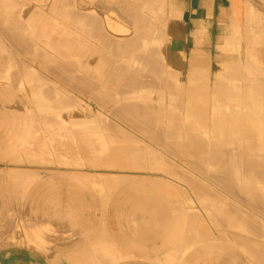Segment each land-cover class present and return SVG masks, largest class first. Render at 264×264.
<instances>
[{
	"label": "crops",
	"instance_id": "1",
	"mask_svg": "<svg viewBox=\"0 0 264 264\" xmlns=\"http://www.w3.org/2000/svg\"><path fill=\"white\" fill-rule=\"evenodd\" d=\"M0 16V28L3 29H0V68L11 65L13 72L21 65V68L36 73L34 75L44 83L61 88L62 95H57L64 96L68 93L66 96H72V100L83 106L82 103L90 101L86 103L89 113L91 111V114L111 116L113 132L118 129L117 135L131 139L127 143V139L125 141L121 137V141H125H122L124 145L122 146V142L120 146L117 144L123 149L127 145L124 153L122 148V151L119 149L118 157L122 156L119 159L125 162L128 158L130 165L127 161L120 169L108 172L72 168L75 165L60 163L58 160L60 157L68 159L67 155L53 151L41 162L35 158L31 160V155L21 162L12 161L16 156L11 155L14 154V149L35 135L37 113L27 89L23 90L15 84L0 80V264H259V254L262 252L254 255L247 247L248 253L239 246L243 244L240 240L243 233L238 229L240 226L237 224V227L234 226L235 230H229L224 225L227 222L223 214L217 215L220 219L214 216L215 208L216 213H222L225 207L220 206L223 200L220 205H214L219 202V198L217 197L218 201L214 200L212 191L218 192L215 196L221 197L224 194V202L231 204L232 200L234 206L231 204L230 207L234 209L225 202L228 210H235L232 215L234 213V216L240 217L243 213L242 218L235 220L237 223L243 224L244 221L240 220L243 218L245 224L254 223L255 220L247 219L249 213L250 219L257 217L259 220L256 221L264 225V213L260 211L261 208L264 209V185L259 186L262 190L256 186L258 182L264 184L263 172L260 173L262 168L264 171V0H1ZM141 20L143 23H139ZM6 56L10 59H6ZM36 57H39L38 60ZM248 64L255 67L252 77H247L245 73ZM117 65H120L125 75ZM106 66H109V70ZM98 68L107 69L103 73L108 75L104 76L100 71V74H92ZM112 68L122 75L115 73ZM111 70L114 71L112 75ZM165 70H170V74L164 75ZM74 71L81 74L80 77ZM89 72L90 76L87 75ZM96 87L98 89L95 92ZM218 87H223L225 91L236 87L237 92L234 93H238V97H233V92L227 90L225 95L228 96L229 92V96L232 95L230 99L234 98L232 101L223 95L224 90L221 89L218 97L220 93L223 98L225 96L226 99L221 98L223 102L217 95L213 96ZM101 90L103 93H99ZM87 91L98 93L93 95ZM247 94L253 99L247 98ZM102 96L111 97L114 107L113 109L111 105V112H99V106L93 98ZM117 98L120 100L117 101ZM137 98L142 100L138 101ZM135 99L145 107L152 104L150 106L153 108L150 107V110L148 107V111L154 110L151 118L156 116L155 121L154 118L149 119L151 113L145 112L147 109L139 106ZM122 102L128 104L129 108L122 106ZM213 102L215 110L208 108ZM130 103L136 105L137 109H134L135 106L131 108ZM141 108L145 109L142 111L146 115H142L144 112L141 113ZM139 110L142 121L137 119ZM121 111L124 114L121 115ZM224 113L235 115L233 117L237 115L238 119L240 117L241 122L238 119L235 121L240 123L237 122L236 126L240 125L241 130L237 127L238 131L234 130L239 134L232 131L235 126L231 121L233 117H230L229 122L234 125H228V121H225L226 124L222 122L225 117L228 118ZM134 115L137 121L131 123L133 128L128 120L132 117L135 120ZM246 116L248 123L244 119ZM250 119L258 120V124L262 126L257 125L255 120L249 122L252 121ZM148 120H152L151 125H148L150 122L145 124ZM139 121L138 126L141 128L138 127L137 130L135 123L139 124ZM220 122L222 126H227L225 130L233 127L225 132L221 130L223 127ZM192 132H196V135L193 133V136ZM224 132L230 133L227 134L228 137L236 134L232 138L236 141H229L232 136L225 138ZM259 134L262 135L261 138ZM246 135L247 140H244ZM119 138L116 136V142L120 141ZM134 138H137L139 144ZM223 140L229 142L225 143ZM135 143L138 155L135 154L136 150L132 151ZM223 144L232 145V148ZM211 145L213 148L219 147L212 149ZM31 147H36L35 142H32ZM225 149L230 150L226 153ZM146 150L154 151V154L148 155L150 152L147 153ZM213 153L222 156L216 157ZM115 159L111 165L122 162L117 163L119 159ZM250 161H254V164L248 163ZM213 162L219 163L218 168L217 163ZM84 163L90 162L81 160L77 165ZM246 163L251 167L247 168ZM225 164L231 167V179L227 173L230 168L224 167L227 166ZM243 165H246V169ZM256 167L261 169L254 170L257 172L255 174L253 168ZM213 169L219 172H211ZM96 175L111 180L108 188L95 180ZM28 177L30 182L21 189L17 181ZM216 177L220 181L217 182ZM232 177L236 182L234 187L229 186L234 183ZM193 178L196 185L194 181H190ZM221 178L226 180H223V188ZM228 180L233 182L230 181L229 184ZM200 183L203 186L199 185V188L197 184ZM191 187L196 188L193 189L195 191ZM201 188L203 189L200 190ZM205 190L209 191L207 195L209 193L211 197L205 195ZM194 194L197 195L194 197ZM254 195L259 200L252 198ZM205 196L209 200L211 198L214 204H209L212 200L207 202ZM245 197L255 201L254 205L251 201L252 204H248ZM245 201H248L247 204ZM259 201L263 203L260 204ZM206 213L215 218L212 220L213 224L215 221L219 223L211 225V219L208 221ZM255 225L260 224L254 223L252 227L255 228ZM207 231L209 233L206 234ZM225 231L231 232L230 235ZM260 242L264 243V235L252 237L248 244L253 249ZM251 256H255L254 259ZM262 258L264 259L263 255Z\"/></svg>",
	"mask_w": 264,
	"mask_h": 264
},
{
	"label": "bare ground",
	"instance_id": "2",
	"mask_svg": "<svg viewBox=\"0 0 264 264\" xmlns=\"http://www.w3.org/2000/svg\"><path fill=\"white\" fill-rule=\"evenodd\" d=\"M0 1H1V0H0ZM77 10H78V9H77ZM80 11H81V10H80ZM81 13H82V12H81ZM90 13H91V12H90ZM77 15H78V14H77ZM1 16H3V15H1ZM1 16H0V17H1ZM5 16H6V15H5ZM7 16H8V15H7ZM3 17H4V16H3ZM80 17H81V16H80ZM80 17H79V18H80ZM92 17H93V16H92ZM1 18H2V17H1ZM85 18H86V17H85ZM85 18H84V19H85ZM93 20H94V19H93ZM1 21H2V20H1ZM90 21H91V20H90ZM95 21H96V20H95ZM146 21H147V20H146ZM140 22H142V20L139 21V23H140ZM43 23H44V22H43ZM48 23H49V22H48ZM89 23H90V22H89ZM95 23H96V22H95ZM129 23H130V22H129ZM142 23H143V22H142ZM152 23H153V22H152ZM15 24H16V23H15ZM84 24H85V23H84ZM91 24H92V23H91ZM137 24H138V23H137ZM144 24H145V23H144ZM132 25L134 26V24H132ZM141 25H142V24H141ZM7 26H8V25H7ZM44 26H45V25H44ZM56 26H57V25H56ZM73 26H74V24H73ZM135 26H136V25H135ZM139 26H140V25H139ZM142 26H143V25H142ZM0 27H1V26H0ZM20 28H21V27H20ZM50 28H51V27H50ZM87 28H88V27H87ZM91 28H92V27H91ZM96 28H97V26H96ZM134 28H135V27H134ZM136 28H137V27H136ZM0 29H1V28H0ZM25 29H27V28H25ZM42 29H43V28H42ZM78 29H79V27H78ZM118 29H119V28H118ZM157 29H158V28H157ZM1 30H3V29H1ZM8 30H10V28H9ZM22 30H23V28H22ZM5 31H6V30H5ZM23 31H26V30H23ZM50 31H51V29H50ZM83 31H84V29H83ZM97 31H98V30H97ZM117 31H118V30H117ZM158 31H160V30L158 29ZM142 32H143V31H142ZM3 33H4V32H3ZM12 33H14V32H12ZM16 33H17V32H16ZM65 33H66V32H65ZM69 33H70V32H69ZM94 33H95V32H94ZM99 33H100V32H99ZM110 33H111V32H110ZM112 33H113V32H112ZM124 33H125V32H124ZM26 34H27V33H26ZM35 34H38V33H35ZM72 34H73V33H72ZM80 34L82 35V33H80ZM95 34H96V33H95ZM115 34H116V33H115ZM129 34H130V33H129ZM162 34H163V33H162ZM2 35H3V34H2ZM14 35H15V34H14ZM63 35H64V34H63ZM75 35H76V34H75ZM88 35H89V34H88ZM90 35H91V33H90ZM99 35H100V34H99ZM122 35H123V34H122ZM143 35H144V34H143ZM22 36H23V35H22ZM55 36H57V35H55ZM55 36H54V39H55ZM66 36H67V35H66ZM76 36H77V35H76ZM102 36H103V35H102ZM2 37H3V36H2ZM4 37H5V36H4ZM10 37H11V36H10ZM19 37H20V36H19ZM96 37H97V36H96ZM98 37H99V36H98ZM126 37H127V36H126ZM5 38H6V37H5ZM84 38H85V36H84ZM93 38H94V37H93ZM150 38H151V37H150ZM162 38H164V37H162ZM23 39H24V38H23ZM50 39H51V38H50ZM85 39H87V38H85ZM137 39H138V38H137ZM20 40H21V39H20ZM25 40H26V39H25ZM27 40H28V39H27ZM99 40H100V39H99ZM107 40H108V39H107ZM118 40H119V39H118ZM128 40H129V39H128ZM163 40H164V39H163ZM9 41H10V40H9ZM58 41H59V40H58ZM66 41H67V40H66ZM28 42H29V41H28ZM46 42H47V41H46ZM55 42H56V40H55ZM99 42H100V41H99ZM103 42H104V41H103ZM136 42L138 43V41H136ZM0 43H1V42H0ZM47 43H48V42H47ZM61 43H62V42H61ZM64 43H65V41H64ZM89 43H90V42H89ZM89 43H88V44H89ZM101 43H102V42H101ZM126 43H127V42H126ZM128 43H129V42H128ZM134 43H135V41H134ZM1 44H2V43H1ZM10 44H11V43H10ZM32 44H33V43H32ZM48 44H49V43H48ZM58 44H59V43H58ZM88 44H87V45H88ZM16 45H17V44H16ZM18 45H19V44H18ZM73 45H74V44H73ZM73 45H72V46H73ZM80 45H81V43H80ZM82 45H83V44H82ZM3 46H4V45H3ZM111 46H112V45H111ZM1 47H2V45H1ZM16 47H17V46H16ZM16 47H15V48H16ZM132 47H133V46H132ZM134 47H135V46H134ZM31 48H32V47H31ZM57 48H58V47H57ZM71 48H72V47H71ZM105 48H106V47H105ZM5 49H6V48H5ZM24 49H25V48H24ZM37 49H38V48H37ZM135 49L137 50V48H135ZM135 49H134V50H135ZM6 50H9V49H6ZM77 50H78V49H77ZM77 50H76V51H77ZM116 50H117V49H116ZM17 51H18V50H17ZM8 53H10V52H8ZM28 53H29V52H28ZM35 53H36V52H35ZM39 53H40V52H39ZM69 53H71V52H69ZM109 53H111V52H109ZM141 53H142V52H141ZM150 53H151V52H150ZM2 54H3V53H2ZM19 54H20V53H19ZM3 55H4V54H3ZM3 55H2V58H3ZM26 55H27V54H26ZM47 55H48V54H47ZM49 55H50V53H49ZM49 55H48V56H49ZM63 55H64V54H63ZM10 56H11V55H10ZM39 56H40V55H39ZM105 56H106V55H105ZM107 56H108V55H107ZM148 56H149V55H148ZM152 56H153V55H152ZM64 57H65V56H64ZM103 57H104V54H103ZM103 57H102V58H103ZM145 57H146V56H145ZM15 58H16V56H15ZM17 58H18V57H17ZM36 58H37V57H36ZM36 58H35V59H36ZM38 58H39V57H38ZM38 58H37V60H38ZM40 58H41V57H40ZM25 59H26V58H25ZM30 59L32 60V58H30ZM48 59H49V58H48ZM55 59H56V58H55ZM136 59H137V58H136ZM142 59H143V58H142ZM4 60H5V59H4ZM49 60H50V59H49ZM146 60H147V59H146ZM151 60H152V59H151ZM159 60H160V59H159ZM40 61H41V60H40ZM51 61H52V60H51ZM53 61L55 62V60H53ZM59 61H60V60H59ZM59 61H58V62H59ZM103 61H104V60H103ZM118 61H119V60H118ZM149 61H150V60H149ZM14 62H15V61H14ZM17 62H18V61H17ZM32 62H33V61H32ZM44 62H45V61H44ZM104 62H105V61H104ZM147 62H148V61H147ZM152 62H154V61L152 60ZM155 62H156V61H155ZM157 62H158V61H157ZM157 62H156V63H157ZM159 62H160V61H159ZM34 63H35V62H34ZM38 63H39V62H38ZM150 63H151V61H150ZM6 64H7V63H6ZM16 64H17V63H16ZM20 64H21V63H20ZM24 64H25V63H24ZM44 64H45V63H44ZM48 64H49V63H48ZM55 64H58V63H55ZM12 65H13V64H12ZM22 65H23V63H22ZM49 65H50V64H49ZM60 65H61V64H60ZM71 65H72V64H71ZM104 65H105V64H104ZM108 65H109V64H108ZM130 65H131V64H130ZM148 65H149V63H148ZM154 65H155V64H154ZM163 65H164V63H163ZM10 66H11V65H10ZM10 66H9V65H6V67L0 68V76H1L0 80H5V81L11 82V83H13V84H15V85H18L20 89H23V88H24L23 85L27 84V85H25L26 87H25L23 90H26V89H27V91H29L30 93H32V95H33V96H32L33 99L39 102V104H40V108H42L43 111L46 113V114H45V113L43 114V118H44V119H43V123L47 125V132H48V136H49L48 138L50 139V141H51L50 144H51L52 146H54L55 148H56V147H59V149H60L61 147H63L64 149H67V151L65 150L66 153H64V152H65L64 150H63V151H64L63 153H64V154H68V156H72V155H69L68 152H70V154H71L72 151H70L69 148H71V149L73 148V149H72L73 151L77 150L76 152L78 153V157H79V156L84 157L83 160L88 159V161H89V160L92 161V163H95L97 166H98V165H104L107 161L110 162V163H112V162H114V161H113L114 158H116L115 160H117V159H119L120 157H122V156L118 157L120 151H122V150H121L122 147H121V148L118 147L117 144L120 146V145H121L120 142L124 141V139L126 138V136H125V137H122V136H123V135H122L121 137L124 138V139L121 141V137H120L119 135L116 134V132H117L118 129H116V132H113V131H114V130H112L113 126L111 125L112 123L110 124V122L107 121V122H105V124H101V125H102V126H101L102 128H99V127H95V125H94L93 122H91V121L86 122L85 120H86L87 117L85 118V117L83 116V117L81 118V115H80V117L75 118L76 122H77V123L79 124V126H80V127H79L80 130H77L76 128H74V129L77 130V131H75V130L72 128V125H71L70 127H71L74 131H72V129L69 128V129H70V132H66V131L68 130L67 127H69L68 125H69V124H73V122H71V123L68 122V121H69V118H68V121H67V115H68V113L70 112V114H73V113H74L75 115H78V114L81 112V110H85V109H82V108H81V110H78L79 113H78V112H75V111H77V109H75V110L73 111V113H71L72 110L70 109V107H71L72 105H75V100H72V99H71L72 96H71V97L66 96L68 93L65 94V93H66L65 91H64V92H65V93H64L65 95L63 94L65 97H64V96H61L62 93H63V92L60 93V90L62 91L61 88L58 89L56 86H53V85H51V84L49 85V84L44 83L42 80H40V79L36 76V75H37L36 73H34V74H36V75H34L31 71H29V70H27V69H24V68H21V65H20V68H18V67H19V66H18V67H17L18 69H17L16 71H13V72H11V68H10ZM37 66H38V65H37ZM43 66H45V65H43ZM46 66H47V65H46ZM53 66H54V65H53ZM58 66H59V65H58ZM65 66H66V65H65ZM112 66H114V67L116 68L115 65H112ZM119 66H120V65H117V67H119ZM122 66H123V65H121V67H122ZM149 66H150V65H149ZM23 67H24V65H23ZM62 67H63V66H62ZM106 67H107V66H106ZM108 67H109V66H108ZM108 67H107V69H108ZM131 67H132V66H131ZM136 67H137V66H136ZM153 67H154V66H153ZM153 67H152V68H153ZM13 68H14V67H13ZM40 68H41V67H40ZM56 68H57V67H56ZM69 68H70V67H69ZM69 68H68V69H69ZM73 68H74V67H73ZM115 68H112L113 70H115V73H119V71L122 73L120 67H119V68H120L119 71H116L117 68H116V69H115ZM119 68H118V69H119ZM125 68H126V66H125ZM43 69H44V68H43ZM57 69H58V68H57ZM61 69H62V68H61ZM81 69H82V68H81ZM146 69H148V68H146ZM153 69H154V68H153ZM165 69H166V68H165ZM41 70H42V69H41ZM48 70L50 71V69H48ZM71 70H72V69H71ZM74 70H76V69H74ZM104 70H105V68H104ZM104 70H103V71H104ZM108 70H109V69H108ZM122 70H123V69H122ZM126 70H127V69H126ZM126 70H125V71H126ZM129 70H130V69H129ZM257 70H258V69H257ZM45 71H46V70H45ZM60 71H61V70H60ZM79 71H80V70H79ZM98 71H99V68H98L97 72H94V73H93L92 71H90V72H92V74H100ZM103 71H101L102 74H104ZM106 71H107V70H106ZM106 71H104V72H106ZM111 71H112V70H111ZM132 71H133V70H132ZM152 71H153V70H152ZM155 71H156V70H155ZM155 71H154V72H155ZM159 71L161 72L160 69H159ZM172 71H174V70H172ZM36 72H37V71H36ZM53 72H54V71H53ZM53 72H52V73H53ZM68 72H69V71H68ZM72 72H73V70H72ZM74 72H75V71H74ZM87 72H88V71H87ZM90 72H89L87 75H89ZM113 72H114V71L111 72V75H112ZM139 72H140V71H139ZM145 72H146V70H145ZM145 72H144V73H145ZM170 72H171L170 70H168V71L165 70V71H164V75L170 74ZM50 73H51V72H50ZM54 73H55V72H54ZM59 73H60V72H59ZM70 73H71V72H70ZM135 73H136V72H135ZM144 73H143V74H144ZM173 73H174V72H173ZM245 73H246V76H247V77H252V75H254V73H255V67H254V66H251V65L248 64V65L245 67ZM72 74H73V73H72ZM75 74H76V76H77V74H79V73L75 72ZM84 74H85V73H84ZM106 74L108 75V73H105L104 76H105ZM119 74H120V73H119ZM122 74H124V72H123ZM122 74H120V75H122ZM125 74H126V73H125ZM125 74H124V75H125ZM129 74H130V73H129ZM56 75H58V74H56ZM73 75H74V74H73ZM80 75H81V74H79V77H80ZM82 75H83V74H82ZM90 75H91V74H90ZM90 75H89V76H90ZM117 75H118V74H117ZM130 75H131V74H130ZM132 75H133V73H132ZM138 75H141V74H138ZM59 76H60V75H59ZM59 76H57V77H59ZM133 76H134V75H133ZM148 76H149V75H148ZM150 76H151V75H150ZM40 77H41V75H40ZM70 77H71V76H70ZM96 77H97V76H96ZM119 77H120V76H119ZM151 77H152V76H151ZM43 78H44V77H43ZM75 78H76V77H75ZM77 78H78V77H77ZM81 78H82V77H81ZM104 78H106V77H104ZM116 78H117V77H116ZM121 78H122V76H121ZM62 79H63V76H62ZM72 79H73V78H72ZM127 79H128V78H127ZM78 80H79V79H78ZM164 80H165V79H164ZM167 80H168V79H167ZM117 81H118V80H117ZM152 81H154V79H153ZM83 82H84V81H83ZM91 82H92V81H91ZM93 82H94V81H93ZM155 82H156V81H155ZM89 83H90V82H89ZM95 83H96V82H95ZM111 83H112V82H111ZM123 83H124V82H123ZM166 83H167V82H166ZM166 83H164V87H165V84H166ZM83 84H84V83H83ZM159 84H161V83H159ZM159 84H158V85H159ZM70 85H72V84H70ZM90 85H91V83H90ZM115 85H116V84H115ZM123 85H124V84H123ZM167 85H168V83H167ZM80 86H81V85H80ZM96 86H98V84H97ZM76 87H77V86H76ZM76 87H75V88H76ZM83 87H84V86H83ZM87 87H88V86H87ZM91 87H92V86H91ZM107 87H108V86H107ZM223 87H225V86H223ZM223 87H221L222 90L220 89V87L216 88L213 96H216V95H217V97H218V93L220 92V90H221V91L224 90V91H223V92H224L223 95L226 94V91H227V90H228V91L231 90V91L233 92V94H232L233 97H235L234 95H236V97H238V95H237L238 93L235 94V93L237 92L236 89H235L236 87H235V88L232 87V88H234L233 90L227 88L226 91H225V89H223ZM79 88H80V87H79ZM140 88H141V87H140ZM162 88H163V87H162ZM166 88H167V86H166ZM166 88H165V89H166ZM81 89H82V88H81ZM81 89H80V91H81ZM90 89H91V88H90ZM92 89H95V88H92ZM97 89H98V88L96 87L95 92H96ZM107 89L109 90V88H107ZM123 89H124V88H123ZM132 89H133V88H132ZM105 90H106V87H105ZM129 90H130V89H129ZM82 91L85 92V90H83V89H82ZM93 91H94V90H93ZM101 91H102V90H101ZM231 91H230V92H231ZM89 92H90V91H87V93H89ZM234 92H235V93H234ZM57 93H60V94H61V95L59 94L60 97H59V95H57ZM82 93H83V92H82ZM90 93L93 94V95H97L98 92L95 93V94H94L93 92H90ZM90 93H89V94H90ZM99 93H103V91H102V92H99ZM142 94H143V93H142ZM111 95H112V94H111ZM132 95H133V94H132ZM150 95H151V94H150ZM223 95H221V93H220V96L218 97V99H219V98H220V99L223 98V97H222ZM229 95H230V94H229V92H228V96H227V95H225V96L228 97V99H230V97H231L232 95H231V96H229ZM248 95H249V94L246 95L247 98H249V97L251 96V95H250V96H248ZM100 96H101V95H100ZM145 96H146V95H145ZM225 96H224V98L226 99ZM102 97H103V96H102ZM130 97H131V96H130ZM147 97H148V96H147ZM147 97H146V98H147ZM109 98L111 99L110 96L107 97V99H109ZM113 98H115V97H113ZM119 98H120V97H119ZM122 98H123V97H122ZM134 98H135V97H134ZM224 98H223V99H224ZM250 98H252V97H250ZM74 99H75V98H74ZM93 99H94L93 101H94V102L96 101L97 105H99L100 108H101V105H103L102 103H104V101H105L104 98H102V101H103V102H101V100L99 101V99H101V97H100V98H99V97H98V98H93ZM107 99H106V101H107ZM137 99H138V98H137ZM137 99H135V102H136V103H138V101L140 100V99H138V101H137ZM220 99H219V100H220ZM228 99H227V100H228ZM232 99H234V98H232ZM232 99H230V100H232ZM252 99H253V98H252ZM252 99H248V100L250 101V100H252ZM116 100L118 101V100H120V99L117 98ZM125 100H126V98H125ZM125 100L123 99V101L127 103L128 100H127V101H125ZM141 100H142V99H141ZM141 100H140V101H141ZM149 100H150V99H149ZM152 100H153V99H152ZM230 100H228V101L231 102ZM106 101H105V103H107ZM109 101H110V100H109ZM117 101H116V102H117ZM121 101H122V100H121ZM121 101H120V102H121ZM221 101L224 102V100H222V99H221ZM232 101H233V100H232ZM235 101H236V100H235ZM99 102H101V103H99ZM120 102H119V103H120ZM131 102L134 103V101H131ZM143 102H144V101H143ZM108 103H109V102H108ZM108 103H107V105H109V104L112 105V102L109 103V104H108ZM119 103H117L116 105L118 106ZM122 103H123V102H122ZM126 103H123L122 106L125 105L127 108H129L128 104L126 105ZM128 103H129V102H128ZM140 103H141V102H140ZM140 103H138V105H139V106L142 105L141 107L144 108L145 106H143V103H142V104H140ZM130 104H131V105H130ZM130 104H129L130 107H131V106H135L134 109H137V108H136V105H134V104H132V103H130ZM144 104H146V103L144 102ZM147 104H148V102H147ZM79 105H80V104H79ZM79 105H77V106H79ZM104 105L106 106V104H104ZM111 105L109 106V107H110V110H111ZM148 105H149V104H148ZM150 105H152V104L150 103ZM150 105H149V106L146 105V107H145V108L147 109L146 111H145V109H143V108H141V111H142V109H143L145 112H147V113H151V114H150V117H149V115H148V117H149V119H153V118H154L153 120L155 121V120H156V118H155L156 116H155V117L152 116V118H151V115H152V113H153L154 110H153L152 112H151V111H150V112L148 111V109H149L150 107H152V106H150ZM82 106H83V105H82ZM112 106H113V105H112ZM122 106H121V107H122ZM153 106H154V105H153ZM209 106H210V107H208V108H209V109H212V110H215V108H216L215 105H214V102H213L212 105H209ZM79 107H80V106H79ZM79 107H78V109H79ZM107 107H108V106H107ZM109 107H108V108H109ZM119 107H120V105H119ZM137 107H138V106H137ZM148 107H149V108H148ZM225 107H226V106H225ZM75 108H76V107H75ZM102 108H103V106H102ZM108 108H107V110H109ZM131 108H132V107H131ZM131 108H130V109H131ZM152 108H153V107H152ZM152 108H150V110H151ZM104 109H105V108H104ZM113 109H114V107H113ZM120 109H121V108H120ZM138 109H139V108H138ZM159 109H160V108H159ZM69 110H71V111H69ZM110 110H109V111H110ZM124 110H125V109H124ZM124 110H122V111H124ZM88 111H89V110H87V112H86V113H88V115L90 116V117H88V118H91L92 115H94V114H91V111H90V113H89ZM119 111H120V110H119ZM122 111H121V115L124 114V113H122ZM130 111H131V110H130ZM144 111H142L141 113H143ZM82 112H83V111H82ZM84 112H85V111H84ZM137 112H138V110H137ZM137 112L135 111V113H137ZM145 112H144L142 115H144V114L146 115ZM210 112H211V110H209V113H210ZM86 113H85V114H86ZM113 113H114V112H113ZM135 113H133V114H135ZM141 113H140V110H139V116H138V114H137V116H138L137 119H138V120H139V118H140V119L142 118V116L140 117ZM154 113H155V112H154ZM170 113H171V112H170ZM114 114H115V113H114ZM224 114H225V113H224ZM115 115H116V114H115ZM128 115H129V114H128ZM128 115H127V118H128ZM153 115H154V114H153ZM225 115H227V113H226ZM225 115H224V116H225ZM118 116H119V115H118ZM118 116H117V117H118ZM130 116H131V115H130ZM233 116H235V115H233ZM233 116H232L231 114H230V115L228 114L227 117L229 118V120H227L228 118L226 119V117H225L226 120L224 119L222 122H223L224 124H226L225 121H228V125H229V124L231 123V122H229V121L231 120V118H232ZM254 116H255V115H254ZM256 116H257V115H256ZM119 117H120V116H119ZM135 117H136V115H134V118H135ZM148 117H147V116H146V117L144 116V118H147V119H148ZM230 117H231V118H230ZM247 117H248V116H246L244 119L246 120ZM257 117H259V116H257ZM257 117H256V118H257ZM72 118L74 119V116H73ZM83 118H84V119H83ZM93 118H95V117L93 116ZM97 118H98V117H97ZM124 118H125V116H124ZM249 118H250V117H249ZM259 118H260V117H259ZM259 118H258V120H259ZM70 119H71V117H70ZM129 119H130V117H129ZM131 119H132V120H131ZM131 119L128 120V121L130 122V123L128 122V124L132 126L131 123L134 124V121L136 122L137 120H136V118H135V120H133V117H132ZM142 119H143V118H142ZM142 119H141L140 121H142ZM233 119H234V120H233ZM235 119H238V118H237V115H236V117H233L232 120H231V121H233L234 124H235L234 127L231 126V128L233 127V128H232V131H234V130H236V131L239 130V131H240V130H241V129H239V126H240V125H239V124H240L239 122H241L240 117H239V119H238V121L240 120L239 122H238L237 120L235 121ZM96 120H97V119H96ZM98 120H99V118H98ZM98 120H97V121H98ZM103 120L105 121L104 118H101L100 122L102 121L101 123H103ZM118 120H119V119H118ZM120 120H121V118H120ZM124 120H125V119H124ZM164 120H165V119H164ZM245 120H242V121H245ZM248 120H249V119H248ZM250 120H252V121H249V122H251V123L255 120L254 122H256V124L259 125L258 122H257L258 120H256V119H250ZM261 120H262V118L260 119V122H261ZM131 121H133V122H131ZM140 121H139V124H138V123H135V127L137 128V130H138L139 128H141V127H139V126H140ZM143 121H145V120H143ZM126 122H127V121H126ZM145 122H146V121H145ZM148 122H150V123L148 124ZM222 122H220V125H221ZM235 122H236V123H235ZM237 122L239 123V124H238L239 126H236ZM246 122L248 123L247 120H246ZM260 122H259V123H260ZM106 123H109V124L106 125ZM143 123H144V122H143ZM143 123L141 122V124H143ZM151 123H152V120H151V121L148 120L147 123H145V124L151 125ZM244 123H245V122H244ZM261 123H262V122H261ZM115 124H116V123H115ZM128 124H126V125H128ZM234 124L231 123V125H234ZM254 124H255V123H254ZM136 125H137V126H136ZM138 125H139V126H138ZM260 125L262 126V124H260ZM260 125H259V126H260ZM111 126H112V128H111ZM145 126H146V125H145ZM156 126H157V125H156ZM132 127L134 128V125H133ZM138 127H139V128H138ZM221 127H223L221 130H223V131L226 132L227 128H226V130H225V127H227V126L224 127V125H223V126L221 125ZM235 127H237L238 130H237ZM62 128H63V129L66 128V129H67V130L65 131L64 134H63V131H64V130H62V132H60V130H59V129H62ZM114 128H115V127H114ZM136 128H135V129H136ZM142 128H144V127H142ZM153 128H155V127H153ZM231 128L229 127L228 130H229V129L231 130ZM234 128H235V129H234ZM240 128H241V127H240ZM244 129H245V127H244ZM146 130H147V129H146ZM167 130H169V129H167ZM228 130H227V131H228ZM118 131H119V130H118ZM134 131H135V130H134ZM160 131H162V130H160ZM171 131H172V130H171ZM232 131H229V132L232 133ZM236 131H234V133H235ZM245 131H246V130H244V132H245ZM146 132H147V131H146ZM153 132H154V131H153ZM157 132H158V131H157ZM225 132H224V135H226L225 138H227V137H228L227 134H228L229 132L226 133V134H225ZM250 132H251V131H250ZM114 133H115V134H114ZM117 133L119 134V132H117ZM142 133H144V132H142ZM170 133H171V132H170ZM190 133H191V132H190ZM193 133H194V132H192V134H193ZM195 133H196V132H195ZM195 133H194V134H195ZM230 133H229V134H230ZM236 133L239 134V132H236ZM248 133H249V132H248ZM62 134H63V135H62ZM113 134H114L115 137L113 136ZM161 134H162V132L160 133V136H162ZM194 134H193V136L196 135V134H195V135H194ZM229 134H228V135H229ZM232 134H233V133H232ZM165 135H166V134H165ZM172 135H173V134H172ZM172 135H171V136H172ZM177 135H178V134H177ZM186 135H187V133H186ZM188 135H189V134H188ZM222 135H223V134H222ZM235 135H236V134H235ZM235 135H230V136H232V137H231V139H230L229 141H233L234 139H232V138H234ZM243 135H244V134H243ZM116 136H117V138L120 137V138H119L120 141H118L119 143L116 142V141H117ZM132 136H133V135H132ZM157 136H159V135H157ZM157 136H156V137H157ZM193 136H191V137H193ZM230 136H229V137H230ZM250 136H251V135H250ZM259 136H260V138L262 137V135H260V134H259ZM259 136H258V138H259ZM133 137H134V136H133ZM189 137H190V135H189ZM189 137H188V138H189ZM229 137H228V138H229ZM244 137H245L244 140H247V139H246L247 135L244 136ZM248 137H249V136H248ZM252 137H253V135H252ZM252 137H251V138H252ZM254 137H255V136H254ZM256 137H257V136H256ZM114 138H115L116 140H115ZM167 138H168V137H167ZM237 138H238V137H237ZM237 138H236V139H237ZM119 139H118V140H119ZM126 139H127V138H126ZM126 139H125V141H126ZM136 139H137V138H136ZM169 139H170V138H169ZM171 139H172V137H171ZM171 139H170V140H171ZM190 139H191V138H190ZM193 139H194V137H193ZM203 139H204V138H203ZM222 139H223V138H222ZM238 139H239V138H238ZM242 139H243V137H242ZM248 139H249V138H248ZM128 140H129V139H127V143H129ZM130 140H131V139H130ZM148 140H149V139H148ZM163 140H164V139H163ZM191 140H192V139H191ZM252 140H254V138H253ZM257 140H258V139H257ZM261 140H262V139H261ZM125 141H124V142H125ZM150 141H151V140H150ZM160 141H162V140H160ZM204 141H205V139H204ZM204 141H203V142H204ZM225 141H226V140H225ZM225 141L223 140V142H225ZM229 141H228V142H229ZM235 141H236V140H234V142H235ZM241 141H242V140H241ZM255 141H256V139H255ZM124 142H122V146L124 145V144H123ZM170 142H173V141H170ZM194 142H195V141H194ZM203 142H202V143H203ZM205 142H206V141H205ZM228 142L226 141L225 143H228ZM234 142H233V143H234ZM242 142H243V141H242ZM252 142H253V141H252ZM258 142H259V141H258ZM164 143H165V142H164ZM164 143H163V144H164ZM188 143H189V142H188ZM196 143H197V142H196ZM200 143H201V141H200ZM225 143H224V144H225ZM237 143H238V142H237ZM142 144H143V143H142ZM175 144H176V143H175ZM208 144H210V143H208ZM208 144H207V145H208ZM224 144H223V145H224ZM230 144H231V142H230ZM254 144H255V143H254ZM60 145H61V147H60ZM62 145H63V146H62ZM144 145H145V144H144ZM177 145H178V144H177ZM177 145H176V146H177ZM181 145H182V144H181ZM203 145H206V144H203ZM227 145H229V144H227ZM227 145H224V146L226 147ZM249 145H251V144H249ZM146 146H147V145H146ZM211 146H212V145H211ZM211 146H209V148H210ZM231 146H232V145H231ZM231 146L229 145L230 148H232ZM235 146H236V145H235ZM54 147H53V149H54ZM75 147H77V148L75 149ZM125 147H127V145H125ZM125 147H124V149L122 148V149L124 150V151H122L123 153H124L125 150H126ZM196 147H197V146H196ZM198 147H199V146H198ZM200 147H201V146H200ZM216 147H219V146H215L214 148H213V146H212L211 148H212V149H215ZM246 147H247V146H246ZM250 147H251V146H250ZM63 148H61L60 151H61ZM130 148H131V146H130ZM146 148H147V147H146ZM227 148H228V147H227ZM119 149H120V151H119ZM127 149L129 150V148H127ZM218 149H219V148H218ZM51 150H52V149H51ZM54 150L57 151V148L54 149ZM133 150L135 151L136 149H132V151H133ZM194 150H195V149H194ZM200 150H201V149H200ZM223 150H224V147H223ZM229 150H230V149H229ZM229 150H227V151L229 152ZM236 150H237V149H236ZM60 151L58 150V152H60ZM129 151H130V150H129ZM129 151H126V152H129ZM132 151H131V152H132ZM151 151H152V150H151ZM205 151H206V150H205ZM212 151H213V150H212ZM216 151H217V150H216ZM218 151H220V153H221V150H218ZM225 151H226V149H225ZM225 151H223V153H225ZM227 151H226V153H227ZM231 151H232V149H231ZM231 151H230V152H231ZM233 151H234V150H233ZM237 151H238V150H237ZM76 152H74V153H76ZM122 152H121V153H122ZM146 152H147V150H146ZM148 152H150V151L148 150ZM148 152H147V153H148ZM153 152H154V151H153ZM153 152L148 153V155L151 154V153H153ZM188 152H189V151H188ZM210 152H211V151H210ZM214 152H215V151H214ZM74 153L72 152V154H74ZM79 153H80V154H79ZM123 153H122V154H123ZM129 153H130V152H129ZM129 153H128V154H129ZM136 153H137V150H136ZM136 153H135V154H136ZM189 153H190V152H189ZM193 153H195V152H193ZM193 153H192V154H193ZM196 153H197V152H196ZM232 153H233V152H232ZM232 153H231V154H232ZM236 153H237V152H236ZM236 153H235V156H236ZM60 154H61V153H60ZM122 154H120V155H122ZM153 154H154V153H153ZM184 154H185V153H184ZM198 154H199V152H198ZM213 154H214V153H213ZM229 154H230V153H229ZM74 155H77V154H74ZM74 155H73V156H74ZM137 155H138V153H137ZM151 155H152V154H151ZM187 155H188V154H187ZM201 155H202V154H201ZM208 155H209V154H207V156H208ZM210 155H211V154H210ZM214 155H215V156H216V155L219 156L218 153H216V154H214ZM68 156H67V157H68ZM125 156H126V155H125ZM199 156H200V155H199ZM220 156H222V155H220ZM220 156H219V157H220ZM233 156H234V155H233ZM249 156H250V155H249ZM65 157H66V156H65ZM76 157H77V156H76ZM76 157H75V158H76ZM78 157H77L76 159L71 158V157H68V159L70 158V159H72V161L69 162L68 159H67V161H68L69 163H67V162H66V163H67V164H70V163L72 164V162L75 163V161H73V159H74V160H77ZM81 157H80L78 160L81 161V159H82ZM111 157H112V158H111ZM123 157H124V156H123ZM185 157H186V156H185ZM209 157H210V156H209ZM216 157H217V156H216ZM216 157H215V158L212 157V158H214V160H215V159H217ZM206 158H207V157H206ZM56 159H57V158H56ZM59 159L61 160V157H60ZM59 159H58V160H59ZM65 159H66V158H65ZM111 159H112V161H111ZM120 159H121V158H120ZM120 159L117 160L116 162H117V163H120L121 161H122V162L124 161V160H120ZM123 159H125V158H123ZM199 159H200V158H199ZM210 159H211V158H210ZM219 159H220V158H219ZM58 160H57V161H58ZM61 161H63V160H61ZM80 161H78V162H80ZM118 161H119V162H118ZM127 161H129L128 158L126 159V162H127ZM196 161H197V160H196ZM200 161H202V160H200ZM248 161H249V160H248ZM64 162H65V161H64ZM86 162H87V161H86ZM122 162L120 163L121 165H120V164H116V163H114V166L112 167V169L115 167V164H116V165H119V166H117L118 169H120L121 167H123L124 165H126V162H125V161H124L123 163H122ZM210 162H211V161H210ZM210 162L208 161V163H210ZM214 162H215V161H214ZM214 162H213V163H214ZM244 162H247V160L244 161ZM90 163H91V162H90ZM124 163H125V164H124ZM216 163H217V162H216ZM216 163H214V164H216ZM220 163H221V162H220ZM223 163H224V161H223ZM226 163H227V162H226ZM236 163H237V162H236ZM248 163H253V164H254V161H253V162L250 161V162H248ZM195 164H197V163H195ZM195 164H194V165H195ZM201 164H203V163H201ZM227 164H228V163H227ZM227 164H225V165H227ZM237 164H238V163H237ZM240 164H241V163H240ZM255 164H256V162H255ZM258 164H259V163H258ZM261 164H262V163H261ZM112 165H113V164H112ZM122 165H123V166H122ZM129 165H130V161H129ZM170 165H171V164H170ZM212 165H213V164H212ZM216 165H217L216 168H218L219 163H217ZM220 165H222V164H220ZM246 165H247V163H246ZM246 165H243V166L245 167V169H246ZM251 165H252V164H251ZM259 165H260V164H259ZM259 165H257V166H259ZM120 166H121V167H120ZM171 166H172V165H171ZM171 166H170V167H171ZM191 166H192V164H191ZM198 166H199V165H198ZM202 166H203V165H202ZM223 166H224V165H223ZM228 166H229V165L224 166V167H226L227 169L230 168V169H228V170H227L226 168H225V169L228 171L227 173H228V175H229V177H230V179H231V175H232V172L230 171V170H231V167H228ZM249 166H250V164L247 165V168H248ZM130 167H131V166H130ZM133 167H134V166H133ZM133 167H132V168H133ZM165 167H166V165H165ZM165 167H164V169H165ZM167 167H168V166H167ZM196 167H197V166H196ZM203 167H204V166H203ZM205 167H206V166H205ZM211 167H212V166H211ZM238 167H239V166H238ZM241 167H242V165H241ZM250 167H251V166H250ZM250 167H249V168H250ZM262 167H263V165H262ZM134 168H135V167H134ZM148 168H149V167H148ZM150 168H152V167L150 166ZM154 168H155V167H154ZM168 168H169V167H168ZM168 168H167V170H168ZM198 168H199V167H198ZM214 168H215V167H214ZM242 168H243V167H242ZM130 169H131V168H130ZM194 169H195V167H194ZM202 169H203V168H202ZM208 169H209V168H208ZM219 169H220V168H219ZM258 169H259V171H260L261 167H260V168H257V167H256V169L253 168V171H254V170H258ZM262 169H263V168H262ZM262 169H261V172H260V173L263 172V175H262V174H261V175H262V177L264 178V171H262ZM169 170H170V169H169ZM195 170H196V169H195ZM200 170H201V168H200ZM210 170H211V169H210ZM214 170H215V169H213V171H211V172H214ZM164 171H165V170H164ZM204 171H205V169H204ZM206 171H207V170H206ZM215 171H216V170H215ZM220 171H221V170H220ZM198 172H199V170H198ZM201 172H203V171H201ZM216 172L218 173L219 170H217ZM229 172H231V173L229 174ZM254 172H255V174L257 173L256 171H254ZM208 173H209V171H208ZM208 173H207V174H208ZM217 173H216V175H218ZM220 173L224 174L222 171H221ZM260 173H258L257 175H260ZM202 174H203V173H202ZM202 174H201V175H202ZM204 174H206V173L204 172ZM222 174H221V175H222ZM211 175H213V174H211ZM216 175H215V176H216ZM206 176H207V175H206ZM213 176H214V175H213ZM226 176H227V175H226ZM218 177H220V175H219ZM262 177H260V178H262ZM208 178H209V177H208ZM216 178H217V177H216ZM224 178L226 179V177H224ZM197 179H198V178H197ZM214 179H215V178H214ZM225 179H222V178H221V180H222V184H221V182L219 183V184L223 185L222 188L224 187V181L226 182V180H227V179H226V180H225ZM212 180H213V179H212ZM216 180H217V182H218V180L220 181V178H217ZM223 180H224V181H223ZM232 180H234L233 177H232ZM232 180H228L227 182H229V184H230L231 182H233ZM190 181H194V178H193V180H190ZM190 181H188V182H190ZM196 181H198V180H196ZM209 181H210V180H209ZM230 181H231V182H230ZM200 182H201V181H200ZM217 182H215V183H217ZM194 183H195V185H196V182H195V181H194ZM194 183H193V184H194ZM202 183H203V181H202ZM213 183H214V182H213ZM235 183H236V182H235V180H234V183L231 184V185H229V186L234 187V184H235ZM193 184H192V187H193ZM203 184H204V186H206L205 183H203ZM219 184H217V185H219ZM225 184H226V183H225ZM258 184H259V182L256 183V186H257V187H259V186H261V185H264V184H262V183L259 184V185H258ZM197 185L199 186V185H201V183H200V184H197ZM215 185H216V184H215ZM239 185H240V184H239ZM202 186H203V185H201V187H202ZM219 186H220V185H219ZM219 186H218V187H219ZM192 187H191V188H192ZM195 187H196V186H195ZM232 187H230V188H232ZM236 187H237V186H236ZM240 187H241V186H240ZM262 187H264V186H262ZM199 188H200V186H199ZM204 188L206 189V187H204ZM207 188H208V187H207ZM210 188H211V187H210ZM226 188H227V187H226ZM259 188L262 190L261 187H259ZM193 189H196V188H192V190H193ZM202 189H203V188H201L200 190H202ZM208 189H209V188H208ZM212 189H213V188H212ZM224 189H225V188H224ZM224 189H223V190H224ZM233 189H234V188H233ZM263 189H264V188H263ZM198 190H199V189H198ZM210 190H211V189H210ZM227 190H228V189H227ZM231 190H232V189H231ZM236 190H237V188H236ZM193 191H195V190H193ZM225 191H226V189H225ZM228 191H229V190H228ZM234 191H235V190H233V192H234ZM202 192H203V191H202ZM205 192H206V193H205ZM205 192H204V193H205L206 196H209V195H210V197H211V194L208 193V195H207V192H209V191H206V190H205ZM212 192H213L212 198L215 197L214 200H215V199H216V201L219 200V202H217L216 204H214V202H213V200H212L211 198H210V200H212V201L209 200V197H206V196H205V198H207V202L210 201L209 204L212 203V205H213V204H214V205H217L218 203H219V205H220V204L223 202L224 204L222 203V205H220V206H221V208H224V207L226 208L227 205L229 204V202L225 201V202L228 203V204L226 203L227 205H225L224 200H226V199H225L226 197L224 196V199H222V196H223L224 194H223V195L221 194V197H219V195H218V196H217V195L215 196V193H216V192H215V193H214V191H212ZM212 192L210 191V193H212ZM231 192H232V191H230V193H231ZM263 192H264V191H263ZM191 193H192V192H191ZM204 193H203V194H204ZM217 193H218V192H217ZM217 193H216V194H217ZM227 193H228V192H227ZM259 193H262V191H259ZM197 194H198V192H197ZM197 194H196V195H197ZM199 194L201 195V192H200ZM219 194H220V192H219ZM238 194H239V193H238ZM241 194H242V193H241ZM263 194H264V193H262V195H263ZM196 195L194 194V197H195ZM231 195H232V194H231ZM213 196H214V197H213ZM234 196H235V195H234ZM243 196H244V195H243ZM198 197H199V196H198ZM198 197H197V199H198ZM201 197H203V195H201ZM217 197H218L219 199H218ZM255 197H257V196L254 195V197H252V198H254L255 200H256V199L259 200V198H255ZM220 198H221V200H220ZM228 198H229V197H227V200H228ZM233 198H235V197H233ZM217 199H218V200H217ZM245 199H246V197H245ZM245 199H244V200H245ZM260 199H261V198H260ZM195 200H196V199H195ZM205 200H206V199H205ZM222 200H223V201H222ZM237 200H239V199H237ZM244 200H243V201H244ZM246 200L249 201L248 204H252V203H253L252 205H254V202H255V201H251V199H250V200H249V199H246ZM252 200H253V199H252ZM261 200H262V199H261ZM216 201H215V202H216ZM220 201H222V202L220 203ZM228 201H229V200H228ZM231 201H232V200H231ZM231 201H230V203L232 204ZM241 201H242V200H241ZM248 201H247V202H248ZM250 201H251L252 203H250ZM256 201H257V200H256ZM263 201H264V200H263ZM263 201H262V202L259 201L260 204H262ZM245 202H246V201H245ZM245 202H244V203H245ZM247 202H246V204H247ZM257 203H258V202H257ZM205 204H206V203H205ZM231 204H229V207H230ZM234 204H235V203H234ZM198 205H199V204H198ZM203 205H204V204H203ZM203 205H202V206H203ZM232 205H233V204H232ZM263 205H264V204H263ZM263 205H262V206H263ZM207 206H208V205H207ZM222 206H224V207H222ZM233 206H234V205H233ZM235 206H236V205H235ZM249 206H250V205H249ZM260 206H261V205H260ZM260 206H259V207H260ZM208 207H209V206H208ZM212 207H214V206H212ZM215 207H216V206H215ZM215 207H214V208H215ZM231 207H232V206H231ZM231 207H230V208H231ZM263 207H264V206H263ZM205 208H206V206H205ZM214 208H213V209H214ZM221 208H220V209H221ZM225 208L223 209V211L225 210L224 213H223V211H222V213H221L220 211H219L218 213H216V212H215V211H216V208H215V209H214V216L216 215V217H217V215H220V216H221V214H223L222 216L224 217L225 221L227 222V223L224 224V225H226V226L228 227L229 230H235V229H234V226H236V225L238 224V226H240V228H238V229H239L240 231L242 230L241 233H243V234H242V237H241L242 239H240V240H242V243H243V244H242V245H239V244H238V245H239V246H242V247H243L242 249H244L245 251H247V253H248V250H249V252L251 251L250 253L254 252V255H255L256 252H257V253H259V251L262 252V253L259 254V264H264V261H263L264 259L262 258V255L264 256V243H262L263 241L260 242L259 245L256 244L257 246L254 245V246H253V249H251L250 246H249L250 244H248V243H250V241H252V237H253V238H255V237H259V236L262 237V236L264 235V225H263V223L261 224L260 221H256L257 219L259 220V218H257V217L255 216V217H256V219H255L254 216L252 215V213H251V215H252L253 217H252V219H250V214L248 213L247 215H249V216H248L249 218H247V219H249V221H250V220H251V221H252V220H255L254 223L256 224V223L258 222L260 225H255V228H253L252 225H253L254 223H253V222H250L249 225H248V224H245L246 221L243 220L244 218H243V219H240V220L244 221V223H243V224H239V223H237V221H235V220H236V219H239V218H242V216H244L243 213L241 212L242 215H241V213H239V214L241 215L240 217H238L237 215H235V216H236V217H235V216H234V213H233V215H232V212H234L235 210H232V212H231V209L228 210V207H227V209H225ZM232 208H233V207H232ZM254 208L256 209L257 207L254 206ZM213 209H212V210H213ZM233 209H234V208H233ZM235 209H236V208H235ZM240 209H241V208H240ZM252 209H253V208H252ZM255 209H254V210H255ZM259 209H260V208H259ZM212 210H211V211H212ZM226 210H227V211H226ZM238 210H239V208H237V211H238ZM242 210H243V209H242ZM217 211H218V208H217ZM228 211H229V212H228ZM257 211H259V210H257ZM260 211H263V213H264V209H263V208H261ZM230 212H231V213H230ZM255 212H256V211H255ZM194 213H195V212H194ZM194 213H193V214H194ZM212 213H213V212H212ZM215 213H216V214H215ZM219 213H220V214H219ZM245 213H246V211H245ZM245 213H244V214H245ZM199 214H200V213H199ZM206 214H207V213H206ZM206 214H205V216H206ZM236 214H237V213H236ZM253 214H254V212H253ZM258 214H259V213H258ZM195 215H196V214H195ZM207 215L209 216V217H207V218H208V221H210V219H211V221H210L211 223H210V224L215 226V222H216V221L214 222V224H213V222H212V220H214L215 218H214V219H213V217L211 218V217H210L211 214H209V213H208ZM245 215H246V214H245ZM260 215H261V214H260ZM260 215H259V216H260ZM262 215H263V214H262ZM200 216H201V215H200ZM257 216H258V215H257ZM245 217H247V216H245ZM261 217H262V216H261ZM263 217H264V216H263ZM195 219H196V218H195ZM198 219H200V218H197V220H198ZM201 219H202V218H201ZM216 219H220V217L218 216ZM222 219H223V218H221V221H222ZM247 219H246V220H247ZM193 221H194V220H193ZM202 221H203V220H202ZM221 221H220V224H219V225H221ZM223 221H224V220H223ZM225 221H224V222H225ZM217 222H218V221H217ZM217 222H216V223H217ZM261 222H262V220H261ZM196 223H197V222H195V224H196ZM200 223H201V221H200ZM202 223H204V222H202ZM205 223H206V222H205ZM218 223H219V222H218ZM222 223H223V222H222ZM251 223H252V225H250ZM193 225H194V223H193ZM196 225H197V224H196ZM196 225H194V226H196ZM198 225H200L199 222H198ZM206 225H207V224H206ZM206 225H204V226H206ZM216 225H217V224H216ZM219 225H217V226H219ZM241 225H244V227L241 226ZM217 226H216V228H217ZM247 226H249V228H248ZM257 226H258V227H257ZM259 226H260V229H259ZM196 227H198V226H196ZM202 227H203V226H202ZM222 227H223V226H222ZM227 227H225V228H227ZM236 227H237V226H236ZM241 227H242V228H241ZM206 228H209V227H206ZM250 228H251V229H250ZM199 229H200V228H199ZM236 229H237V228H236ZM238 229H237V230H238ZM258 229H259V230H258ZM206 230H207V229H204V231H206ZM209 230H210V229H208V231H209ZM218 230H219V229H218ZM220 230H221V229H220ZM197 231H198V230H197ZM199 231H201V230H199ZM208 231L205 232V233L207 234V233L211 232V231H209V232H208ZM222 232H223V231H222ZM225 232L228 233L229 235H230V233H231V232H228V231H225ZM237 232H239V231H237ZM248 232H250V234H247ZM197 233H198V232H197ZM220 233H221V232H220ZM233 234H235V233L233 232ZM246 234H247V235H246ZM209 235H210V234H209ZM211 235H212V234H211ZM221 235H222V234H221ZM224 235H225V234H224ZM224 235H223V236H224ZM235 235H236V234H235ZM235 235H234V237H235ZM248 235H249L250 237H249ZM256 235H257V236H256ZM237 236H239V235H237ZM251 236H252V237H251ZM238 238H240V237H238ZM229 239H230V238H229ZM206 240H207V239H206ZM206 240H205V241H206ZM233 240H234V239H233ZM231 241H232V240H231ZM233 242H235V240H234ZM238 242H239V239H238ZM235 243H236V242H235ZM248 246H249V247H248ZM246 247L248 248V250L246 249ZM247 255H248V254H247ZM251 255H252V254H251ZM254 257H255V256H254ZM254 257L251 256V258H253V259H254ZM251 258H250V259H251ZM253 259H252V260H253ZM262 259H263V260H262Z\"/></svg>",
	"mask_w": 264,
	"mask_h": 264
},
{
	"label": "rangeland",
	"instance_id": "3",
	"mask_svg": "<svg viewBox=\"0 0 264 264\" xmlns=\"http://www.w3.org/2000/svg\"><path fill=\"white\" fill-rule=\"evenodd\" d=\"M4 56V55H3ZM6 59H10L9 57H7L6 56ZM85 70H87V69H85ZM95 71H96V69H94ZM98 70V69H97ZM104 69H99V71L101 72V71H103ZM107 69H105L104 71H106ZM3 81H5V80H3ZM6 82H8V81H6ZM9 83H11V82H9ZM11 84H13V83H11ZM25 85H27V84H25ZM25 85H23V87L25 88L26 86ZM18 88H19V86L18 85H16ZM23 88V89H24ZM29 96H31V99H30V101L33 103V106L35 107V109H36V113H37V115H36V131H35V135L34 136H32V137H30V139H28V142L27 141H23V142H21L20 144H19V146H18V148L17 149H14V154H11V155H16L15 156V158L14 159H12V161H23V160H25V159H27V157L29 156V155H31V160L33 159V158H35V160L36 161H39V162H41V160L42 161H44L45 160V158L46 157H48V156H50V152L51 151H53V152H55V153H57V154H59V153H61V154H64V153H66V151H67V149H64L63 147H61V145H60V147L61 148H63L61 151H60V149H59V147H56L57 148V151H55L54 149H56L54 146H52L51 144H50V139L48 138L49 136H48V132H47V125L46 124H44L43 123V114H40V113H44V111H43V109L42 108H40V104H39V102L38 101H36V100H34L33 99V95H32V93H30L29 94ZM107 97L108 96H106V97H104V100L106 101V99H107ZM102 98L103 97H101V99H99V101L101 100V102H103L102 101ZM110 100V101H109ZM5 101V100H4ZM105 101H104V103H102L103 105H101V108H100V106L98 107V110H99V112H111V110H110V105L111 104H109V103H111V99L109 98V99H107V103L109 104V105H107V103H105ZM88 102H90V101H86V103H88ZM101 102H99V103H101ZM85 102L84 103H82V104H84V106H87V104H86ZM95 103H96V101H95ZM4 104H6V102H4ZM104 104H106V106L104 105ZM77 105H79V103H77L76 101H75V105H72L71 107H70V109L72 110H69V111H71V113H73V111L75 110V109H77V111H75V112H78V110H81V108L82 109H85V110H81V118L84 116L85 118H86V122H89V121H91V122H93V124L95 125V127H99V128H102L101 126V124H105V122H110V124H111V116H107V115H100V113L99 114H94V115H92V117L94 116L95 118L93 119H88V117H90L89 115H88V113H86L87 112V108L89 109V107L87 106L86 108L84 107V106H82V105H79V106H77ZM102 106H103V108H102ZM109 108H108V107ZM76 107V108H75ZM78 107H79V109H78ZM113 107V106H112ZM105 108V109H104ZM107 108L110 110H107ZM83 111V112H82ZM85 111V112H84ZM89 112V111H88ZM79 113V112H78ZM86 113V114H85ZM93 114V113H92ZM74 116V119L72 118ZM70 117H71V119H70ZM78 117H80V114L79 115H75L74 113L73 114H70V112L68 113V115H67V121H68V118H69V123H71V122H73V124H69L68 126L69 127H67V129L65 128V129H59L60 130V132H62V130H64L63 131V134L65 133V131L66 132H70V129H74V128H76L77 130H80V126H79V124L76 122V120H75V118H78ZM99 118V120H98V118ZM101 118H104L105 119V121L103 120V123H101L100 122V120H101ZM84 119V118H83ZM98 121H97V120ZM107 124H109V123H106V125ZM72 125V128L70 127ZM70 128V129H69ZM72 129V131H77L76 129H74L73 130ZM62 134V135H63ZM127 139H129L130 140V138L127 136ZM135 139V138H134ZM128 140V141H129ZM136 141H137V143L139 144V141L137 140V139H135ZM32 142H35V144H36V147H31V145H32ZM136 144V143H135ZM63 146V145H62ZM53 147H54V149H53ZM77 147H75V149H76ZM52 149V150H51ZM73 149V148H72ZM71 148H69V150L70 151H72L73 153L74 152H76L77 150H75V151H73ZM133 149H136L137 150V144H136V146H135V148H133ZM58 150L60 151V152H58ZM65 152H64V151ZM2 151V149L0 148V152ZM12 151V150H11ZM34 152L36 153L35 155H34ZM64 152V153H63ZM72 152H71V154H70V152H68L69 153V155H72V156H68V154H64V155H67L68 157H71V158H74V159H76L77 157H78V153L76 152V153H74V154H77V155H74V154H72ZM136 153V152H135ZM80 154V153H79ZM48 155V156H47ZM74 155V156H73ZM77 156V157H76ZM67 157V158H68ZM76 157V158H75ZM81 156H79L78 157V159L80 158ZM82 159L81 160H83V158L84 157H81ZM73 159V161H75V163L74 162H72V164L70 163L69 165H75L74 167H72V168H82V169H84V170H86V171H99V172H108L109 170H111L112 169V167L114 166V165H111V163L110 162H106L104 165H96L95 163H92V161H90L89 160V162H91V164L90 163H84V164H79V165H77L78 164V161H80V160H74ZM61 160H63V161H61ZM61 160L59 159V162L61 163V162H63V163H65V164H67V163H69L70 161H72V159H68V161H67V159H63V158H61ZM86 161H88V159H85ZM65 161V162H64ZM67 162V163H66ZM46 166H50V165H46ZM117 166H119V165H115V167L113 168V169H118V167ZM121 167V166H120ZM150 171V170H149ZM95 177H97V179H95V180H97L99 183H100V185H102L103 187H106V188H108V184L109 183H111L110 181L111 180H107L108 178H99L97 175L95 176ZM18 182V185H19V187L21 188V189H23V188H25V187H27L26 185H27V183L28 182H30V179H29V177L28 178H26V179H20V180H18L17 181ZM29 185V184H28Z\"/></svg>",
	"mask_w": 264,
	"mask_h": 264
}]
</instances>
